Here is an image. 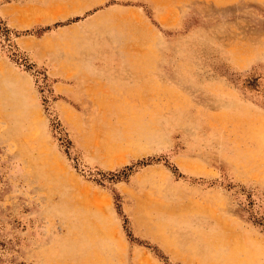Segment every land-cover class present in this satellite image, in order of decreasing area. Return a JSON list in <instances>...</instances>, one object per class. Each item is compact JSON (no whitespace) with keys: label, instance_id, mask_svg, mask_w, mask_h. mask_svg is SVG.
Here are the masks:
<instances>
[{"label":"rangeland","instance_id":"obj_1","mask_svg":"<svg viewBox=\"0 0 264 264\" xmlns=\"http://www.w3.org/2000/svg\"><path fill=\"white\" fill-rule=\"evenodd\" d=\"M0 264H264V0H0Z\"/></svg>","mask_w":264,"mask_h":264},{"label":"bare ground","instance_id":"obj_2","mask_svg":"<svg viewBox=\"0 0 264 264\" xmlns=\"http://www.w3.org/2000/svg\"><path fill=\"white\" fill-rule=\"evenodd\" d=\"M18 99V98H17ZM138 117V116H137ZM23 121V120H22ZM135 124V123H134ZM127 125H129L128 123H127ZM131 127H133V126H131ZM130 127V128H131ZM138 127V126H137ZM100 128V127H99ZM128 128V127H127ZM126 128V129H127ZM134 128H136V126L134 127ZM133 128V129H134ZM107 129H109V128H107ZM135 131V130H134ZM129 132H131V131H129ZM135 133V132H134ZM126 135V134H125ZM124 135V136H125ZM128 135V134H127ZM131 135V134H130ZM134 135V134H133ZM122 137V138H125V137ZM137 136V135H136ZM140 136V135H139ZM127 137V136H126ZM140 138H141V136H140ZM131 143V142H130ZM121 144H122V142H121ZM125 144V143H124ZM106 149V152H111V151H113L114 149H116V147L115 146H111V145H107L106 147H105ZM103 149H104V147H103ZM103 151V150H102ZM105 152V153H106ZM109 154V153H108ZM110 155V154H109ZM249 160V159H248ZM51 172V171H50ZM50 176V175H49ZM176 215V214H175ZM86 219V218H85ZM89 219V218H88ZM84 221V220H83ZM93 224V223H92ZM93 227V226H92ZM91 230V229H90ZM94 230V229H93ZM95 231V230H94ZM83 232V231H82ZM168 232V231H167ZM96 233V232H95ZM89 233H87V235H88ZM174 235V234H173ZM85 236V235H84ZM92 236V235H91ZM88 238V237H87ZM90 239V238H89ZM224 239V238H223ZM225 240V239H224ZM223 240V241H224ZM204 243V242H203ZM209 243V242H208ZM219 243V242H218ZM225 244H226V242H225ZM227 245V244H226ZM222 246V245H221ZM229 246H230V242H229ZM228 247V246H227ZM191 252V251H190ZM234 254H235V258H234V263H238V262H240V257H245L244 256V254H243V252L239 249V250H237V251H234V249H233V251H232ZM188 254V253H187ZM177 255V254H176ZM178 256V255H177ZM190 257V256H189ZM183 258V257H182ZM191 258V257H190ZM244 261V260H243Z\"/></svg>","mask_w":264,"mask_h":264},{"label":"trees","instance_id":"obj_3","mask_svg":"<svg viewBox=\"0 0 264 264\" xmlns=\"http://www.w3.org/2000/svg\"><path fill=\"white\" fill-rule=\"evenodd\" d=\"M29 33H30L29 31L24 32V34H29ZM126 170H130V169L126 168ZM107 175L109 176L108 180H110L111 182L118 180V178H116L117 176L114 173H108Z\"/></svg>","mask_w":264,"mask_h":264}]
</instances>
